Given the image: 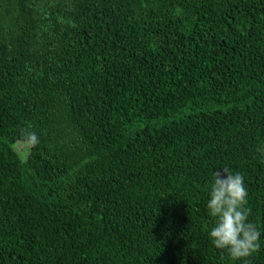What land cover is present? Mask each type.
<instances>
[{
    "label": "trees",
    "instance_id": "1",
    "mask_svg": "<svg viewBox=\"0 0 264 264\" xmlns=\"http://www.w3.org/2000/svg\"><path fill=\"white\" fill-rule=\"evenodd\" d=\"M262 144L264 0H0V264H242L223 167L264 264Z\"/></svg>",
    "mask_w": 264,
    "mask_h": 264
},
{
    "label": "clouds",
    "instance_id": "2",
    "mask_svg": "<svg viewBox=\"0 0 264 264\" xmlns=\"http://www.w3.org/2000/svg\"><path fill=\"white\" fill-rule=\"evenodd\" d=\"M21 135L32 147L39 143L34 131L21 129ZM256 151L264 159V144ZM212 177L206 207L214 223L208 230V237L215 248L226 250L231 259L249 264L246 258L260 250L261 232L248 219L251 209L247 207V188L243 176L223 167L213 171Z\"/></svg>",
    "mask_w": 264,
    "mask_h": 264
},
{
    "label": "rangeland",
    "instance_id": "3",
    "mask_svg": "<svg viewBox=\"0 0 264 264\" xmlns=\"http://www.w3.org/2000/svg\"><path fill=\"white\" fill-rule=\"evenodd\" d=\"M17 145H18V148H19V149L22 148V145H21V144H18V143H17Z\"/></svg>",
    "mask_w": 264,
    "mask_h": 264
}]
</instances>
